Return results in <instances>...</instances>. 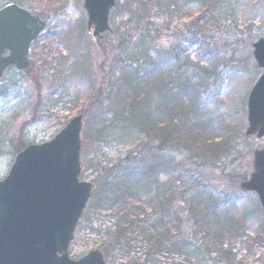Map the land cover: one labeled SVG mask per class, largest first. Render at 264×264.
I'll return each instance as SVG.
<instances>
[{
	"label": "rangeland",
	"instance_id": "374dc122",
	"mask_svg": "<svg viewBox=\"0 0 264 264\" xmlns=\"http://www.w3.org/2000/svg\"><path fill=\"white\" fill-rule=\"evenodd\" d=\"M12 2L39 14L47 28L31 47V66L24 71L11 67L0 79V180L7 176L18 147L52 139L78 114L85 116L82 137L86 131L103 133L91 159L107 163L132 149L136 140L116 121L125 102V76L136 66L147 69L141 51L159 45L167 55L162 78L173 76L175 86L197 83L203 93L196 119L222 129L221 138L227 141L222 156L206 164H199L187 141L181 149L184 165L199 169L202 180L234 204V216L242 222L240 234L245 235L236 247L245 255L254 243L247 263L264 264L263 241L256 243L258 235H264V212L258 195L240 187L253 171L254 151L264 148V137L246 135L248 97L263 72L254 59L253 43L264 38V0H219L213 8L193 4L175 14H147L137 26L125 25L127 19L121 16L113 22L114 8L111 30L99 38L88 30L84 0H0V7ZM119 45L121 49H112ZM197 64L209 75L199 74ZM178 65L183 67L182 78L176 73ZM145 91L152 93V106L158 104L154 87ZM95 178L94 169L82 176L91 182ZM84 228L82 221L70 246L73 259L94 248L95 236Z\"/></svg>",
	"mask_w": 264,
	"mask_h": 264
},
{
	"label": "trees",
	"instance_id": "16d2710c",
	"mask_svg": "<svg viewBox=\"0 0 264 264\" xmlns=\"http://www.w3.org/2000/svg\"><path fill=\"white\" fill-rule=\"evenodd\" d=\"M218 2L117 0L113 22L121 16L127 19L125 25L137 26L150 13L175 14L193 4L213 8ZM141 53L147 69L136 66L125 76L128 93L116 115L122 131H129L128 137L136 140L132 149H124L111 162H98L96 156H90L103 133L86 131L82 137L81 160L87 159L82 161L81 177L94 169L96 178L79 225L86 223L85 231L95 236L93 247L104 252L108 264H248L255 244L247 246L245 255L237 249L236 243L245 235L240 234L243 227L234 216V204L205 183L199 169L185 166L182 159L181 149L187 141L193 144L199 164L214 163L227 150L222 129L196 119L202 89L188 81L175 86L173 76L168 81L162 78L167 55L159 45L143 48ZM168 55L180 63L177 54ZM195 69L209 75L200 64ZM176 73L184 76L181 65ZM150 86L160 100L155 106L152 93L145 91ZM26 146L22 144L18 152ZM256 243L262 244L260 235Z\"/></svg>",
	"mask_w": 264,
	"mask_h": 264
},
{
	"label": "water",
	"instance_id": "95a60500",
	"mask_svg": "<svg viewBox=\"0 0 264 264\" xmlns=\"http://www.w3.org/2000/svg\"><path fill=\"white\" fill-rule=\"evenodd\" d=\"M116 0H84L94 37L110 31ZM47 22L15 3L0 8V78L7 67L30 64L32 43ZM263 70L248 98V136L264 137V38L254 44ZM84 116H74L52 139L20 151L0 180V264H107L101 249L79 259L69 249L94 188L81 180ZM241 188L255 192L264 210V148L254 152L253 172ZM264 240V236H263Z\"/></svg>",
	"mask_w": 264,
	"mask_h": 264
}]
</instances>
